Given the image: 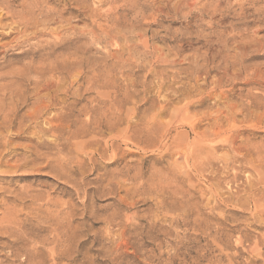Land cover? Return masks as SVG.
<instances>
[{
  "label": "rangeland",
  "instance_id": "374dc122",
  "mask_svg": "<svg viewBox=\"0 0 264 264\" xmlns=\"http://www.w3.org/2000/svg\"><path fill=\"white\" fill-rule=\"evenodd\" d=\"M36 2L0 12V262L264 264V0Z\"/></svg>",
  "mask_w": 264,
  "mask_h": 264
},
{
  "label": "bare ground",
  "instance_id": "6f19581e",
  "mask_svg": "<svg viewBox=\"0 0 264 264\" xmlns=\"http://www.w3.org/2000/svg\"><path fill=\"white\" fill-rule=\"evenodd\" d=\"M37 1V0H36ZM35 0H34V2L33 1H31L30 0V2H33V4H31V3H29V4H26L27 2H29V0H23L22 1V5H21V8H22V10H20V11H17V9H14L13 8V5H14V3H12V2H14L13 0H0V12H4V14H5V12H22V15H24V13L23 12H42L43 13V10L44 9H41L40 7H39V5H36V2ZM40 2H38V3H40L41 4V0H39ZM47 1V0H46ZM36 2V3H35ZM35 3V4H34ZM48 3V2H47ZM13 4V5H12ZM21 4V3H20ZM45 4V3H44ZM43 4V5H44ZM49 4H51V3H49ZM42 5V6H43ZM47 4H45V6H46ZM15 6V5H14ZM20 6V5H19ZM48 6V5H47ZM36 7H37V9H36ZM40 9H39V8ZM47 8V7H46ZM55 10H56V6H55ZM55 10L54 9H50L49 11H45V12H48V13H50V12H55ZM57 11V10H56ZM44 12V13H45ZM59 12V11H58ZM19 13V14H20ZM36 13V14H37ZM44 13H43V15H44ZM47 13V14H48ZM2 14V13H1ZM15 14V13H14ZM28 14V13H27ZM30 14V13H29ZM35 14V13H34ZM35 14V15H36ZM46 14V15H47ZM31 15V14H30ZM32 15H33V13H32ZM31 15V16H32ZM34 15V16H35ZM43 15H42V19H45V16H44V18H43ZM51 15V14H50ZM3 16V14L1 15V17ZM14 16V15H13ZM34 16H32V17H34ZM5 17V16H4ZM9 17H11L10 15H9ZM28 17V16H27ZM32 17H30V18H32ZM36 17V16H35ZM7 18V17H6ZM23 19H24V16L22 17ZM39 18H41L40 17V15L38 16V19ZM18 18H16V19H13L14 20V26L16 25V21H17V23H18V20H17ZM33 19V18H32ZM41 19V20H42ZM34 20V19H33ZM20 21V20H19ZM24 21V20H23ZM46 22H47V19L45 20ZM3 22H5V21H3ZM7 22H9V24L12 22V20H11V22H10V20L8 21L7 20ZM30 22V23H29ZM26 21V22H20V23H18L17 25L18 26H22L23 27V29L26 31L28 28H29V26H30V24L33 22V25H34V23H37V22H34V21ZM41 22V21H40ZM2 22H1V19H0V25L2 26V24H1ZM8 24V23H7ZM7 24H5V25H7ZM13 24V23H12ZM47 24V23H46ZM10 26V25H9ZM9 26L8 27H6V26H4V24H3V27H6V28H9ZM36 26H39L40 27V25H39V23L36 25ZM35 26V27H36ZM31 27H32V24H31ZM39 27H37V28H39ZM12 28H13V25H12ZM15 28H17L16 26H15ZM21 27H19V29H20ZM42 28H44L43 26H42ZM19 29L17 28V30H18V32H19ZM23 29H21V30H23ZM31 29V28H30ZM35 29V28H34ZM33 29V30H34ZM2 30V29H1ZM13 30V29H12ZM24 30H23V32H24ZM36 30V29H35ZM14 31H15V29H14ZM29 31V30H28ZM27 31V32H28ZM44 31V30H43ZM42 31V32H43ZM1 32H3V31H1ZM8 32H10L9 30H8ZM34 32V31H33ZM33 32H31L32 34H33ZM37 32V31H36ZM41 32V31H40ZM45 32V31H44ZM13 33V32H12ZM20 33V32H19ZM18 33V34H19ZM31 33H29V35L31 34ZM38 33V32H37ZM36 33V34H37ZM6 34V33H5ZM14 34H15V32H14ZM21 34V33H20ZM25 34V33H24ZM27 34V33H26ZM41 34V33H40ZM6 35H10V33H7ZM22 35V34H21ZM28 35V36H29ZM34 35H35V32H34ZM33 35V36H34ZM39 35V34H38ZM37 35V36H38ZM3 36V35H2ZM14 36V35H13ZM16 36L17 35H15V38H16ZM19 36V35H18ZM17 36V37H18ZM36 36V37H37ZM6 36H4V38H5ZM12 37V36H11ZM22 37V36H21ZM14 38V37H13ZM20 38V37H19ZM27 38V37H26ZM25 38V39H26ZM8 39V38H7ZM6 39V40H7ZM10 39V38H9ZM12 39V38H11ZM17 39L18 38H16V40L14 39V42L16 43L17 42ZM23 39H24V37H23ZM24 39V40H25ZM28 39V38H27ZM20 40H22V38H20ZM5 41V40H4ZM13 42V41H12ZM11 42V43H12ZM19 42V41H18ZM5 44H6V41L4 42ZM8 43V42H7ZM10 44V42L7 44V45H9ZM18 44H20V43H18ZM22 45V44H21ZM18 46V45H17ZM5 47H6V45H5ZM22 53V52H21ZM31 55V54H30ZM36 55V54H35ZM40 56V55H39ZM29 57H31V56H29ZM37 57V56H36ZM32 59V58H31ZM7 65V64H6ZM8 66V65H7ZM5 67V66H4ZM2 73V72H1ZM4 74H5V72H4ZM7 74H9V73H7ZM6 76V75H5ZM4 77V76H3ZM2 77V78H3ZM4 79V78H3ZM1 80V79H0ZM1 84V83H0ZM5 88V87H4ZM34 97V96H33ZM47 99V98H46ZM2 100H4L5 101V99H2ZM4 101H3V103H4ZM6 101H7V99H6ZM47 101V100H46ZM51 102V101H50ZM6 103V102H5ZM49 103V102H48ZM54 103V102H53ZM5 105V104H4ZM44 105H45V103H44ZM48 106H51L50 104L48 105ZM55 106H56V103H55ZM45 107V106H44ZM43 108V107H42ZM41 109V108H40ZM49 109V108H48ZM45 110V109H44ZM47 110V109H46ZM40 111H42V109L40 110ZM48 113V112H47ZM5 116V115H4ZM6 117V116H5ZM34 118V117H33ZM52 118V117H51ZM55 118V117H54ZM34 119H36V117L34 118ZM62 120V118H59V120ZM8 120H9V118H8ZM55 123V122H54ZM52 124H53V122H52ZM57 124V123H56ZM61 125V124H60ZM62 125H64V124H62ZM61 125V126H62ZM54 126V125H53ZM57 126V125H56ZM60 127V126H59ZM63 127V126H62ZM53 128H55V127H53ZM52 128V129H53ZM57 128H58V126H57ZM59 129V128H58ZM24 133V132H23ZM2 159V158H1ZM25 203V202H24ZM13 216V215H12ZM8 218V217H7ZM12 219V218H11ZM9 221V220H8ZM23 221V220H22ZM21 221V222H22ZM27 222H28V220H24V223H20V222H18L16 225L19 227V228H16L15 226H13V224H12V222H10V223H8V226H7V230H10V231H12L15 235H16V239L12 242H10L8 245H6L5 244V246H7V247H12V248H15V245H18V244H22L23 246L25 245V242L28 240V237H30V236H32L33 235V231H34V228L32 229V228H29V222H28V224H27ZM11 244V245H10ZM19 246V245H18ZM54 246H55V243H54ZM9 247V248H10ZM12 250H14V249H12ZM15 254H17V252L16 251H13ZM31 255H32V253H31ZM2 262V261H1ZM0 262V263H1ZM2 264V263H1Z\"/></svg>",
  "mask_w": 264,
  "mask_h": 264
}]
</instances>
